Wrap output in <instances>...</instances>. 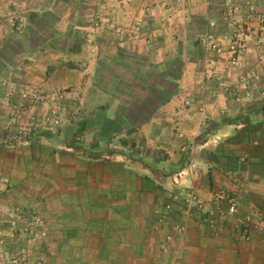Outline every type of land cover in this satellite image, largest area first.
<instances>
[{
  "label": "crops",
  "instance_id": "crops-1",
  "mask_svg": "<svg viewBox=\"0 0 264 264\" xmlns=\"http://www.w3.org/2000/svg\"><path fill=\"white\" fill-rule=\"evenodd\" d=\"M20 1L26 30L0 29L8 94L77 88L82 99L63 104L58 132L31 135L11 123L29 106L0 103V264H264V234L244 240L235 228L264 215V44L247 42L243 71L262 77L241 102L238 72L199 43L210 22L229 33L224 0ZM187 188L205 200L228 189L237 215L211 228L184 203Z\"/></svg>",
  "mask_w": 264,
  "mask_h": 264
},
{
  "label": "rangeland",
  "instance_id": "rangeland-1",
  "mask_svg": "<svg viewBox=\"0 0 264 264\" xmlns=\"http://www.w3.org/2000/svg\"><path fill=\"white\" fill-rule=\"evenodd\" d=\"M22 2L23 1L20 0H0V16L6 15V17H0V29H3L4 24H6V26H9L12 30L18 33H22L26 30L27 23L23 10H27V8L24 6V9H22L24 3ZM224 2L226 12L222 15L221 22L229 27V33L222 36H216L213 32L216 23L210 22V30L199 38V43L201 46L207 47L206 49L211 51L217 58L227 60L229 66L233 67L232 70L237 71L239 74L238 83L235 88L244 93L249 92L250 95H252L251 90L257 89L255 86L261 82L262 73L257 67H249L247 71H243V69L246 68L244 55L248 53L247 42L252 43L255 47L264 44V23L261 22V19L264 18V11H259L260 8L257 0H224ZM251 6L253 7V10H250ZM118 27V25L113 24L109 30L119 35L120 33L118 32V29H116ZM128 33L129 32L126 34L128 35ZM27 36L30 38L32 44L36 46L45 43H42L40 39H37L36 32L30 31ZM204 40H207L209 46L205 44ZM234 42H237V45L240 46L237 65H232L230 63L232 54L229 52V49ZM84 43L88 48L87 54H97L98 50H96L97 42L95 37H85ZM213 45L221 48L222 52H217L213 48ZM261 63H264V48L259 51L257 59V64L259 65ZM86 66L85 59L80 60L76 64V68L82 70L86 68ZM10 70L13 72L12 68H10ZM1 71L3 72L5 69H0V73ZM20 72L24 73L25 70L21 67L17 71V74L21 75ZM5 79L6 78H0V103L4 101L5 103L7 102L9 105H12L17 101L16 104L21 102V106H23V104L29 106L31 111L26 114L28 120H19L18 115L20 116L21 114L18 113V115L14 114L11 118V123L17 125L19 131L23 128V131H26L29 134H32L35 130L37 131L39 129L40 131L49 133L58 132L59 128L66 122L65 120H69L65 118L66 116L69 117V115L64 114L63 104L68 101L73 104V101H79L82 99L79 89L77 88H65L49 91V93L44 94L36 87L27 90H24L23 87L20 88L23 89V92L18 91L19 97L15 99V97L12 96L11 93L8 94V92H10V90L13 92V89L15 90L16 87L14 85L11 89L9 81H6ZM250 98L251 96L241 102L248 101ZM239 99L242 100V98ZM18 111H20V109ZM113 141L116 140L114 139ZM129 150L131 151V149ZM132 150L135 149L133 148ZM16 264H20V262Z\"/></svg>",
  "mask_w": 264,
  "mask_h": 264
},
{
  "label": "built area",
  "instance_id": "built-area-1",
  "mask_svg": "<svg viewBox=\"0 0 264 264\" xmlns=\"http://www.w3.org/2000/svg\"><path fill=\"white\" fill-rule=\"evenodd\" d=\"M250 10H253L252 6L250 7ZM261 22L264 23V18L261 19ZM116 29H118L119 33H122V29ZM129 34H132V32H129L128 35ZM204 42L209 46L207 40H204ZM213 48L219 53L222 52V49L216 45H213ZM229 52L232 54L230 63L232 65H237L240 52V46L237 45V42H234V44L230 46ZM250 96L251 95L249 92L245 93L246 98H249ZM245 97L242 98V100L238 98V100L244 101V99H246ZM244 159L245 157L242 160L244 161ZM192 172L193 162L191 159H189L183 169L174 173V185L178 188H181L186 182V179L191 176ZM181 195L184 203L194 206L199 211H205L207 215L205 221L211 228H223V226H217V218L224 219L227 216L237 215L238 209L236 199L234 195L226 188H220L214 193L210 200H205L198 193L189 188L183 190ZM235 228L238 231L239 236L244 240H248L253 232L264 234V215L258 212L248 213L238 218L237 222L235 223ZM11 261H13V264L18 262L22 264L24 259L13 258Z\"/></svg>",
  "mask_w": 264,
  "mask_h": 264
}]
</instances>
